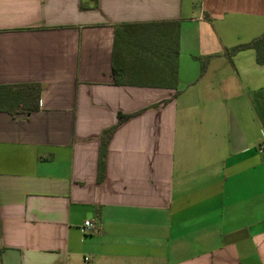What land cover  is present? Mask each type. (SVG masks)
<instances>
[{"label": "crops", "instance_id": "obj_1", "mask_svg": "<svg viewBox=\"0 0 264 264\" xmlns=\"http://www.w3.org/2000/svg\"><path fill=\"white\" fill-rule=\"evenodd\" d=\"M152 22L176 58L114 33ZM263 32L264 0H0V87L40 85L0 109V264H264V64L228 53Z\"/></svg>", "mask_w": 264, "mask_h": 264}, {"label": "trees", "instance_id": "obj_2", "mask_svg": "<svg viewBox=\"0 0 264 264\" xmlns=\"http://www.w3.org/2000/svg\"><path fill=\"white\" fill-rule=\"evenodd\" d=\"M149 33L146 36L147 45L145 48L152 52V55L156 54L158 45H163L164 42L168 43V37L166 40H160L157 33H170V46L174 48L173 57L176 58L179 52V23L178 22H152V23H140V24H122L114 27V33ZM162 39V38H161ZM254 50L255 61L259 65L264 64V32L255 37L250 42L240 44L228 52L229 54H235L243 50ZM115 57V43L114 52ZM172 56V55H171ZM171 81L176 80V66H171ZM39 94L40 85L38 84H26L16 86H2L0 87V109L7 111L11 116L17 114H30L35 112L39 108ZM129 116L118 115V122L115 126L103 131L100 137V148L98 155V180L102 178L104 158L106 152V146L110 140L117 125L128 118Z\"/></svg>", "mask_w": 264, "mask_h": 264}, {"label": "built area", "instance_id": "obj_3", "mask_svg": "<svg viewBox=\"0 0 264 264\" xmlns=\"http://www.w3.org/2000/svg\"><path fill=\"white\" fill-rule=\"evenodd\" d=\"M80 230H81V233L82 234H91V233H93L95 231V228H94V226L89 221H85L82 224Z\"/></svg>", "mask_w": 264, "mask_h": 264}]
</instances>
